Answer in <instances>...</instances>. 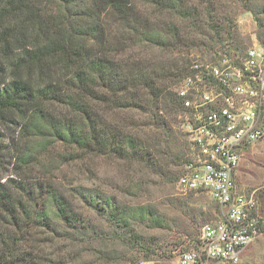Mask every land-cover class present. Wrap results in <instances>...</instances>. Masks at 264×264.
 <instances>
[{
  "label": "trees",
  "instance_id": "obj_1",
  "mask_svg": "<svg viewBox=\"0 0 264 264\" xmlns=\"http://www.w3.org/2000/svg\"><path fill=\"white\" fill-rule=\"evenodd\" d=\"M197 1L54 0L57 12H50L46 6L49 3L43 0H0V118H19L32 134L45 137L49 134L75 150L141 163L150 174H157L165 182L178 180L180 175L168 170L178 161L177 154L171 152L173 130L156 113L161 102L172 112L182 106V99L165 79L185 76L194 58L186 59L183 70L175 61L172 66L148 76L140 66L141 60L124 64L117 54L127 39L132 45L158 47L171 53L224 42L227 38L224 34L230 32L224 25L227 19L223 24L218 15L220 0ZM140 6L153 8L152 16L159 19L165 12L171 13L189 29L170 19L153 26L149 13H139ZM256 21L262 25L259 18ZM116 25L125 31L120 36L113 29ZM191 33L207 41L191 38ZM211 49L212 61L228 56L237 63L244 55L236 58L228 50L218 54ZM129 76L133 80L131 87L126 79ZM130 89L144 92L150 103L140 104L138 99L124 102L122 99ZM97 90L105 96L94 95ZM55 101L67 106L70 114L61 115L52 110L50 105ZM93 101L106 103L112 109L142 110L151 117L150 125L164 131V139L154 144L121 125H106ZM162 154L164 158L159 159ZM70 155L68 159H75L73 153L66 156ZM161 160L165 161L161 163ZM45 187L27 181L8 187L0 183V219L5 228L0 229V264H18L32 258L23 248V242L31 238L28 232L32 227L44 229L48 235H54L61 226L79 233L93 227L96 234L93 233L99 234L94 224L85 220L55 186ZM42 191L46 192L43 199ZM87 191L81 189L79 193L112 220L111 225L120 235L138 239L140 236L127 229L134 221L167 228L165 214L152 204L131 205L126 209L113 197ZM179 204L180 209L187 205L184 201Z\"/></svg>",
  "mask_w": 264,
  "mask_h": 264
},
{
  "label": "rangeland",
  "instance_id": "obj_2",
  "mask_svg": "<svg viewBox=\"0 0 264 264\" xmlns=\"http://www.w3.org/2000/svg\"><path fill=\"white\" fill-rule=\"evenodd\" d=\"M43 1L49 3L46 6L50 12H57L54 0ZM218 5L220 20L222 22L227 19L225 24L222 23L230 32L224 34L227 35L224 42H211L207 46L186 49L184 53H171L158 47L132 45V41L127 39L121 46L117 59L124 64L141 60L140 66L145 68L146 75L149 76L159 72L160 68L172 66L175 61L183 70L187 58L209 59L214 55V52H210L211 48L218 54L228 50L236 57L243 55L254 43L264 45V0H220ZM152 9L140 6L139 13H149L153 26L159 25L162 20L178 22L168 12L161 15L162 19L152 16ZM256 18L260 19L261 26ZM183 23L181 20L178 22L183 29L188 30ZM113 29L116 35L119 34L117 36L124 31L121 25H116ZM189 36L205 39L196 33ZM129 78L130 76L126 77L131 87L133 80ZM158 82L163 83L161 79ZM165 82L171 90L177 92L184 86V75L165 79ZM95 94L105 96L99 90ZM147 98L141 90L130 89L122 100L130 102L138 99V103L148 105L151 100ZM93 102L95 110L106 125H121L137 137L153 141L154 144L164 139V131L150 125L148 122H151V117L142 110L135 107L112 109L106 103ZM159 106L160 111L156 115L166 119L173 130L171 152L178 157V161L171 164L168 170L181 175L186 165L195 157L191 137L184 127V107L180 106L172 112L165 108L164 102ZM50 107L58 114H70L68 107L57 101L51 103ZM31 132L26 130L19 118H0V183L7 187L8 184L24 181L40 183L44 188L47 185L55 186L85 220L94 224L99 234L95 235L93 227H87L86 233H79L78 230L61 226L54 235H48L44 229L37 227L29 228L28 234H32V239L24 241L23 248L26 253H31L32 258L18 264H130L141 257L173 258L184 249L196 246L201 226L218 217L216 203L207 194L183 192L178 180L165 182L157 174H150L151 171L146 170L141 163L113 155L75 150L49 134L45 137ZM72 153L75 159L70 160L68 158L71 155H66ZM163 158L164 154L159 155V159ZM236 180L240 190L256 194L260 211L264 214V139L251 145L243 153ZM81 189L99 193L101 197H113L119 206L126 209L131 205L152 204L160 213L165 214L167 228L151 227L134 221L127 229L140 237L134 240L125 234L120 235L117 228L111 225L112 220L92 207L86 197L79 193ZM45 197L46 192L42 191L41 199ZM180 201L187 203L182 209L179 208ZM2 225L4 224L0 219V229H5ZM48 238L51 241H47ZM237 264H264V236L245 249Z\"/></svg>",
  "mask_w": 264,
  "mask_h": 264
},
{
  "label": "built area",
  "instance_id": "obj_3",
  "mask_svg": "<svg viewBox=\"0 0 264 264\" xmlns=\"http://www.w3.org/2000/svg\"><path fill=\"white\" fill-rule=\"evenodd\" d=\"M177 93L195 155L178 185L207 194L218 217L201 226L196 246L173 258L141 257L130 264H237L264 236L258 198L236 180L243 153L264 139V45L254 43L237 63L228 56L193 59Z\"/></svg>",
  "mask_w": 264,
  "mask_h": 264
}]
</instances>
